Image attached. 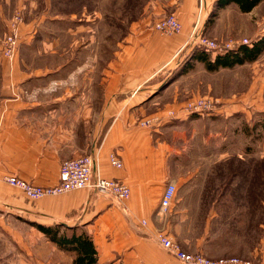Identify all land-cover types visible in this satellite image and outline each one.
<instances>
[{"label":"crops","instance_id":"0c3cea01","mask_svg":"<svg viewBox=\"0 0 264 264\" xmlns=\"http://www.w3.org/2000/svg\"><path fill=\"white\" fill-rule=\"evenodd\" d=\"M101 3L0 0V264L58 263L54 243L36 224L80 227L93 239L99 264H180L158 244L160 233L188 252L264 264V171L261 175L253 147L220 143L205 156L197 138L213 132L193 126L227 118L231 110L243 109L242 101L233 96L214 113L143 124L178 111L208 85L189 77L192 70L170 80L185 57L195 70L213 73L191 59V47L175 57L189 41L200 0H115L118 20L109 23ZM216 3L203 0V33L210 22L234 20L237 34L254 41L264 35L257 29L264 24V0L249 13L235 3L221 9ZM17 13L24 22L16 57L9 62L2 45ZM172 13L182 25L180 33L153 29ZM244 14L255 20L244 22ZM112 153L122 168L111 164ZM83 155L93 158L94 177L124 182L130 197L119 201L80 189L33 202L5 180L14 175L54 186L61 164ZM169 183L176 185V194L163 213ZM233 239L238 250L227 246ZM74 259L61 258L58 264H74Z\"/></svg>","mask_w":264,"mask_h":264},{"label":"built area","instance_id":"2783aa9c","mask_svg":"<svg viewBox=\"0 0 264 264\" xmlns=\"http://www.w3.org/2000/svg\"><path fill=\"white\" fill-rule=\"evenodd\" d=\"M200 11L197 17L189 41L186 47H182L175 57H177L187 47L196 48L206 53H224L228 50L236 49L240 45H250L251 41L243 39L240 43L219 44L215 40L206 37L201 24V13L203 11V0H200ZM24 18L21 13H17L9 22L8 33L3 41L2 54L9 62H13L20 42V26ZM153 29L165 35L180 33L182 25L175 14H169L159 19L153 24ZM217 51V52H216ZM223 106V102L218 98L200 97L188 100L178 111L167 112L168 118H179L180 116L207 115L214 113ZM163 116H156L143 122L144 125H152L163 120ZM110 162L116 168H122L123 163L120 157L112 153ZM94 160L90 155H83L71 160L64 161L60 167V182L54 186H39L25 180L9 175L5 178L11 186L19 188L25 197L30 201H38L46 196H57L77 189H94L99 193H106L116 197L119 201L128 199L131 195L130 187L120 180L105 179L93 176ZM176 185L169 183L161 199V211L166 213L174 201ZM156 240L158 244L172 254L180 264H253L251 261L237 257L211 258L200 251L188 252L175 241L169 234L160 233Z\"/></svg>","mask_w":264,"mask_h":264},{"label":"rangeland","instance_id":"374dc122","mask_svg":"<svg viewBox=\"0 0 264 264\" xmlns=\"http://www.w3.org/2000/svg\"><path fill=\"white\" fill-rule=\"evenodd\" d=\"M100 1L102 2L100 6L101 13L109 12V14H111L107 16L106 20L108 23L117 21L116 13L120 8L113 5L115 4V0H112L110 5H108L107 0ZM247 19L253 22L255 17H253L252 14H244V22H248ZM103 25L105 24L103 23ZM238 26L239 25L235 23L234 20L230 23L218 25H215L213 21L205 25L204 34L206 37L215 40L219 44H236L240 43L243 39H248L253 42L254 38H250L246 33H244L243 36L237 34L238 31L236 32V30H238ZM257 29L258 32L263 33L264 24L259 25ZM211 32L218 33L219 37H212L210 34ZM210 54L214 56L218 54V52ZM187 60L189 59L186 57L183 59V66L180 65L181 68L179 71L175 73L172 72L173 76H171L170 80L178 78L181 73L187 74L192 70V75L189 77L195 81L202 82L205 80L208 82V85L201 86L197 89L201 93L191 99L213 97L223 102L225 98L235 96V98L242 101L244 105L242 110L236 108L228 112L227 118H211L195 123L193 126L197 129L205 131L211 129L213 132V135L209 137L198 136L197 149H204L203 154L206 156L210 153L212 154L215 150L214 146L220 143H241L246 146H252L254 155H256L253 159H259L262 175L264 171L262 167L264 162V131L261 126L262 120L264 119V53L255 62L235 66L233 68L221 69L213 73L195 70L192 66L193 62H191V60L188 62ZM170 67L172 68L173 66ZM167 112L161 115L164 117L163 120L173 119L166 117ZM218 235H220V233H216V236ZM237 241L235 239L226 240V243L229 248H233L231 250H238L240 244ZM52 255L53 261H58V263L61 258H64L65 260L63 262H66L67 258H75L76 256L74 252L61 250L55 243L53 245Z\"/></svg>","mask_w":264,"mask_h":264},{"label":"trees","instance_id":"16d2710c","mask_svg":"<svg viewBox=\"0 0 264 264\" xmlns=\"http://www.w3.org/2000/svg\"><path fill=\"white\" fill-rule=\"evenodd\" d=\"M262 1L263 0H217L216 8L221 9L231 3H235L243 13H249ZM193 51L191 59L203 63L209 72L233 68L235 66L255 62L259 59L264 53V35L251 42L250 45H240L236 49L218 53L214 57L210 53L196 48H194ZM261 126L264 131V119L262 120ZM35 226L61 250L74 252L76 254L74 264H99L98 251L93 239L80 227H66L60 224L53 226L36 224ZM106 264L116 263L109 262Z\"/></svg>","mask_w":264,"mask_h":264},{"label":"bare ground","instance_id":"6f19581e","mask_svg":"<svg viewBox=\"0 0 264 264\" xmlns=\"http://www.w3.org/2000/svg\"><path fill=\"white\" fill-rule=\"evenodd\" d=\"M77 190H80V189H77ZM73 191V190H72ZM47 197V196H46Z\"/></svg>","mask_w":264,"mask_h":264}]
</instances>
